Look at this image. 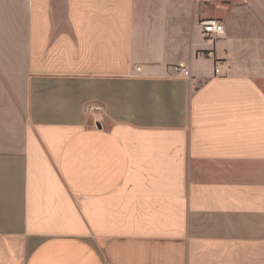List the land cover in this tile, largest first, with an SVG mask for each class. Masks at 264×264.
Segmentation results:
<instances>
[{"label":"crops","instance_id":"obj_1","mask_svg":"<svg viewBox=\"0 0 264 264\" xmlns=\"http://www.w3.org/2000/svg\"><path fill=\"white\" fill-rule=\"evenodd\" d=\"M136 2L0 0V264H264V93L205 3L146 60Z\"/></svg>","mask_w":264,"mask_h":264},{"label":"rangeland","instance_id":"obj_2","mask_svg":"<svg viewBox=\"0 0 264 264\" xmlns=\"http://www.w3.org/2000/svg\"><path fill=\"white\" fill-rule=\"evenodd\" d=\"M190 3V0H137L136 11L140 13L141 18L138 27L143 34L140 40V51H143L144 54L150 52L146 60L147 58L153 59V52L157 50L163 51L174 62L179 59H187L190 56L191 36L187 35L188 28L193 20L188 14ZM201 8L198 12L199 17L217 18L224 22L226 33H231V38L236 39V51L233 52L235 59L244 60L246 66L244 72L247 71L251 75L248 77L253 83H248L247 86L264 93V82L261 81L262 73H258L257 68H255L260 53L254 49V30L257 26L258 17L256 16L253 0H215L205 3ZM192 9L194 13V8ZM241 30L242 36L239 37L238 33H241ZM224 43L223 39L219 40L217 48H221ZM243 44L247 46V51H238L237 47ZM196 54L195 62L197 63L201 60L200 57H212L208 55V51L204 48L197 50ZM213 60L214 58H211L209 63L213 64ZM220 60L221 58L215 59V61Z\"/></svg>","mask_w":264,"mask_h":264},{"label":"built area","instance_id":"obj_3","mask_svg":"<svg viewBox=\"0 0 264 264\" xmlns=\"http://www.w3.org/2000/svg\"><path fill=\"white\" fill-rule=\"evenodd\" d=\"M215 0H192V2L197 6L202 3H209L213 2ZM198 27H200L202 36L205 42L212 43L215 38L222 37L225 35V26L223 22L217 18H205L198 22ZM212 54V50L209 51V55ZM176 71L179 75H183L187 78L192 77V71L191 69L186 66L184 63H181L176 66ZM222 69V62L219 61L216 63L215 72L216 74H220ZM102 110L101 106H90V111L92 112H99Z\"/></svg>","mask_w":264,"mask_h":264},{"label":"water","instance_id":"obj_4","mask_svg":"<svg viewBox=\"0 0 264 264\" xmlns=\"http://www.w3.org/2000/svg\"><path fill=\"white\" fill-rule=\"evenodd\" d=\"M97 125H98V127H101V124L99 122L97 123Z\"/></svg>","mask_w":264,"mask_h":264}]
</instances>
